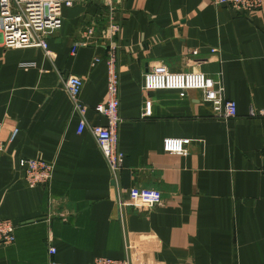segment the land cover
Wrapping results in <instances>:
<instances>
[{"label": "crops", "instance_id": "0c3cea01", "mask_svg": "<svg viewBox=\"0 0 264 264\" xmlns=\"http://www.w3.org/2000/svg\"><path fill=\"white\" fill-rule=\"evenodd\" d=\"M262 2L249 12L217 0L78 1L48 38L51 55L5 48L0 34L2 139L19 129L0 152V219L16 225L15 241L0 243V264L123 258L124 227L143 236L138 260L149 264H264V116H250L264 110ZM112 49L125 154L116 180L90 129L107 125L95 107L109 98ZM161 63L221 77L237 116H218L200 90L144 89L145 73ZM70 75L84 80L82 132ZM166 137L191 138L189 153L165 152ZM38 157L53 161L54 173L31 188L19 161ZM135 187L159 189L161 203L121 210L118 198Z\"/></svg>", "mask_w": 264, "mask_h": 264}, {"label": "built area", "instance_id": "2783aa9c", "mask_svg": "<svg viewBox=\"0 0 264 264\" xmlns=\"http://www.w3.org/2000/svg\"><path fill=\"white\" fill-rule=\"evenodd\" d=\"M78 1H104L109 4L114 0H0V34L2 45L5 48L41 47L47 55H51L48 45L50 35L61 28L63 9L71 7ZM219 3L228 4L241 11H255L262 7V0H217ZM116 30L119 26H114ZM88 29V34H92ZM85 40L75 44V52ZM96 61H99L97 58ZM108 63V91L109 98L106 103L99 104L95 109L107 118V125H93L91 132L97 138L100 148L106 157L113 177L116 180L123 166L125 154L118 148V131L122 121L120 114V75L116 66L115 49H112L107 58ZM31 63H22L28 67ZM84 80L78 75H70L65 83L67 91L73 99V110L78 112L81 119L78 131L82 132L87 126L85 111L87 105L80 99ZM144 89L146 90H178L182 95L190 91L200 90L204 101L212 103L215 113L222 118L237 116V103L226 97L225 86L221 77L213 78L202 71L174 72L166 64L155 65L144 75ZM250 116H264V110L250 109ZM3 123L0 121V152H5L7 144L12 142L19 129L13 128L7 141L2 139ZM191 138L166 137L163 140L165 152L187 155ZM264 165V152L262 153ZM23 179L31 188L50 183L55 163L43 158H21L19 161ZM162 201V193L156 188H133L129 197L118 198V206L122 210L126 206H141L152 209ZM16 225L10 219H0V243L11 244L15 241ZM143 236L124 227L125 257H97L92 264H149L148 261H139V247ZM147 240V239H146ZM145 240V241H146ZM56 248L51 247L50 253H55ZM151 264H156L152 262ZM164 264V263H159Z\"/></svg>", "mask_w": 264, "mask_h": 264}]
</instances>
